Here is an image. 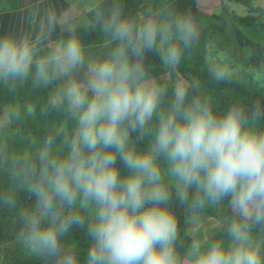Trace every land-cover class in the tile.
I'll list each match as a JSON object with an SVG mask.
<instances>
[{
    "label": "clouds",
    "instance_id": "clouds-1",
    "mask_svg": "<svg viewBox=\"0 0 264 264\" xmlns=\"http://www.w3.org/2000/svg\"><path fill=\"white\" fill-rule=\"evenodd\" d=\"M33 3L0 31V89L48 91L40 105L0 110V211L21 254L40 264H264V100L219 108L199 80L171 81L199 43L193 16L92 0L91 17L73 24ZM80 23L105 37L97 53ZM150 56L168 79L153 75ZM206 62L214 81L235 78L223 52ZM37 107L58 120L43 133L24 128ZM225 203L219 235L198 226L185 241L178 209L201 225ZM74 229L89 242L83 259L67 247Z\"/></svg>",
    "mask_w": 264,
    "mask_h": 264
},
{
    "label": "trees",
    "instance_id": "trees-1",
    "mask_svg": "<svg viewBox=\"0 0 264 264\" xmlns=\"http://www.w3.org/2000/svg\"><path fill=\"white\" fill-rule=\"evenodd\" d=\"M75 2L76 0H67ZM256 0H222L221 14L207 15L200 11L197 0H124L125 9L132 15L142 13L148 7L159 8L167 5L170 9L190 13L196 23L203 24L200 32L198 45L185 54L178 72L171 81H176L178 77L183 78L186 83L191 80H199L202 91L211 95L219 108H225L233 101L240 100L249 104L255 100H264V84L260 83L255 73L263 74L260 66L264 64V8L255 6ZM225 2H234L245 6L249 15L237 16L230 13ZM103 6H107L110 0H103ZM91 17V12L87 15ZM82 41L89 52L102 48L105 37L98 28H94L90 23L77 28ZM65 35L63 32L61 36ZM211 43L223 52H228L232 58H235L238 52L244 56L243 67L235 71V78L231 81L216 82L208 74V65L206 57L211 55L216 57L217 52L212 48ZM147 63L151 66L153 75L158 78L168 79L160 67V62L155 56H150ZM170 81V82H171ZM48 95L47 90L38 93H29L27 90L19 92L15 97L9 95L6 90L0 89V110L6 108L12 103L24 105L34 103L40 105ZM58 122L54 114L40 115L37 107V117L35 120H29L24 125L26 131L43 133ZM21 200L26 203V197L21 195ZM226 208V214H230V209L225 203L220 208H209L204 216L215 217L220 215L221 208ZM180 214V227L182 237L187 242L191 238L190 230L192 223L189 221V214L183 209H178ZM222 227L212 236L220 234ZM15 226L12 217L7 210L0 211V254L2 245L15 241ZM76 245L81 259L86 256V250L89 242L85 234L79 229H74L67 238V247L72 250ZM16 264H40L36 258H31Z\"/></svg>",
    "mask_w": 264,
    "mask_h": 264
},
{
    "label": "rangeland",
    "instance_id": "rangeland-1",
    "mask_svg": "<svg viewBox=\"0 0 264 264\" xmlns=\"http://www.w3.org/2000/svg\"><path fill=\"white\" fill-rule=\"evenodd\" d=\"M100 1H102V0H100ZM215 2H216V5H215ZM198 3H199V8H200L202 13L212 15V14H215L214 12H217V13L221 14L222 0H204V1L198 0ZM225 4H226V7L229 9L230 13L236 14L237 16L249 15V11L245 6H242V5L234 3V2H225ZM214 5H215V7H214ZM255 6L264 8V0H256ZM85 24H89V23H85ZM197 24H198L200 32H201L203 24H201V23H197ZM211 46L217 52L216 57H217L218 53L223 52L216 47L215 43H211ZM100 50H96V51H93L91 53L95 54ZM223 53L226 54L230 58L234 71L240 70L243 67L244 56H243V54H241L242 52L241 53L238 52V54L236 55L235 58H232V56L228 52H223ZM255 74L257 75L256 76L257 80L260 83L264 84V73L263 74L255 73ZM177 82L186 83V81L181 77H178ZM226 212H227V209L223 207V208H221L220 215H218V216H215V217L202 216L201 217V225H192L191 230H190L191 237L193 235L194 230L198 226H207L208 228L211 229V235L213 233H215L218 229H220L222 227V224L220 223L222 218L224 216H228L231 214V213L226 214ZM214 226H216V227H214ZM29 259L30 258L21 254V252L19 251L18 247L15 244V241H12V242H9V243L2 245V251L0 254V264H16V263L26 261Z\"/></svg>",
    "mask_w": 264,
    "mask_h": 264
},
{
    "label": "crops",
    "instance_id": "crops-1",
    "mask_svg": "<svg viewBox=\"0 0 264 264\" xmlns=\"http://www.w3.org/2000/svg\"><path fill=\"white\" fill-rule=\"evenodd\" d=\"M91 2V0H76L75 2H69L67 0H39L38 4L33 3L30 7H54L60 12H65L71 15L73 17L72 23L76 24L78 21L87 18L88 13L90 12L89 5ZM29 10L30 8L26 7L25 0H0V31H6L11 27H15L20 22L21 17ZM214 13L219 14L217 12ZM85 25L87 24L80 23L78 27ZM58 33L61 35L63 32L58 29Z\"/></svg>",
    "mask_w": 264,
    "mask_h": 264
}]
</instances>
